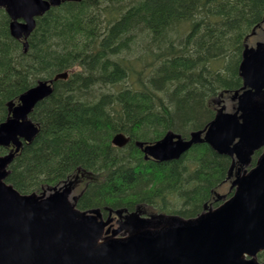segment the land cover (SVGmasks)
Instances as JSON below:
<instances>
[{"label":"trees","instance_id":"obj_1","mask_svg":"<svg viewBox=\"0 0 264 264\" xmlns=\"http://www.w3.org/2000/svg\"><path fill=\"white\" fill-rule=\"evenodd\" d=\"M263 22L264 0H81L37 18L24 51L0 10V124L7 103L68 73L29 115L38 132L15 154L6 183L27 195L85 178L81 211L188 219L215 206L230 157L201 143L176 161L157 162L145 160L135 142L203 129L214 100L241 89L245 39ZM117 133L130 139L123 148L111 144ZM8 152L0 147V155ZM257 258L264 262V251Z\"/></svg>","mask_w":264,"mask_h":264},{"label":"water","instance_id":"obj_2","mask_svg":"<svg viewBox=\"0 0 264 264\" xmlns=\"http://www.w3.org/2000/svg\"><path fill=\"white\" fill-rule=\"evenodd\" d=\"M70 1L81 0H0V8L10 20V36L26 51L35 19ZM238 70L242 87L230 97L233 112L217 101L214 118L187 139L169 131L155 143L135 142L145 160L158 162L176 161L205 143L232 159L227 179L236 164L248 166L263 149L253 168L231 180L229 199L189 219L106 209L109 217L103 220L100 209L80 211L77 197L69 200L76 178L48 193L19 194L5 182L7 168L23 142L37 134L30 113L68 74L39 81L17 103H7L8 118L0 124V147L10 148L0 156V264H264L257 260L264 251V42L244 45ZM129 141L118 133L111 143L123 148ZM112 212L119 220L110 230Z\"/></svg>","mask_w":264,"mask_h":264},{"label":"rangeland","instance_id":"obj_3","mask_svg":"<svg viewBox=\"0 0 264 264\" xmlns=\"http://www.w3.org/2000/svg\"><path fill=\"white\" fill-rule=\"evenodd\" d=\"M257 42H264V26L262 27V29L257 31L254 35L249 37V39L247 40V45L250 46V47H254ZM101 88L102 87L98 86V87H94L93 90H94V92H99V91H101L103 89V88L102 89ZM217 101L220 102L222 105H224L228 112H232V108H233L234 104L230 101L229 98H220L219 97L217 99ZM229 187H230V184H229V181H228L217 192L218 193L217 195L219 197H224V199H222L223 201L229 199L231 197V195L233 194V190H230ZM79 190L80 189H78L75 192V195H77L79 193ZM230 191H232V193H229ZM215 207H217V206H214L213 208H215ZM117 227H118V225L115 224L114 228H117Z\"/></svg>","mask_w":264,"mask_h":264},{"label":"flooded vegetation","instance_id":"obj_4","mask_svg":"<svg viewBox=\"0 0 264 264\" xmlns=\"http://www.w3.org/2000/svg\"><path fill=\"white\" fill-rule=\"evenodd\" d=\"M0 10H2V11H4L3 9H0ZM260 29H262V27L261 28H259V29H256V30H254V34L257 32V31H259ZM253 34V35H254ZM223 98H229V96H227V95H225V96H222ZM243 172V170L242 169H240V171H238V166H236L235 165V167H234V169H233V173L231 174L232 176H231V178H233V177H235L236 175H237V173H239V172ZM83 183H84V180H82L76 187H75V189H74V191H77V189H79L82 185H83ZM218 191V190H217ZM232 192V191H231ZM230 193V192H229ZM214 197H215V201H218V202H216V205L215 206H218L219 204H220V202H222V200H219V199H217L216 198V195H215V193H214ZM212 207H214V205H211ZM109 217V215H108V212L107 211H103L102 212V218L104 219V220H106L107 218ZM111 217H112V220H111V224H110V226H111V228H113L114 226H115V224H117V218L115 217V215L114 214H112L111 215Z\"/></svg>","mask_w":264,"mask_h":264}]
</instances>
